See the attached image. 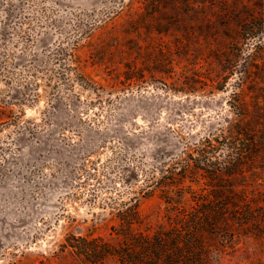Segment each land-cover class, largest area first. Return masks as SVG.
Here are the masks:
<instances>
[{
	"label": "rangeland",
	"instance_id": "374dc122",
	"mask_svg": "<svg viewBox=\"0 0 264 264\" xmlns=\"http://www.w3.org/2000/svg\"><path fill=\"white\" fill-rule=\"evenodd\" d=\"M190 1L175 2L182 21L171 25L164 19L173 13L169 6L157 8V70L153 62L140 65L143 81L122 87L113 69L116 52L88 57L83 42L78 59L87 84L67 82L74 71L51 56L78 22L103 18L120 0H0V102H12L20 122L33 125L23 131L0 121V264H78L61 251L64 237H108L113 201L134 196L142 215L161 212L157 194L142 196L143 173L213 131L227 113L231 89H211L207 78L216 73V42L236 35L223 25L225 17L199 19L223 15L219 4ZM134 27L127 26L130 37L151 38L148 27L137 34ZM103 35L95 32L89 42ZM134 39L124 51L139 62ZM176 39L185 40L179 51ZM162 44L168 52L160 51ZM132 166L137 171L130 175ZM251 177L257 201L264 167ZM234 229L232 236L213 237L218 264H264V226Z\"/></svg>",
	"mask_w": 264,
	"mask_h": 264
},
{
	"label": "trees",
	"instance_id": "16d2710c",
	"mask_svg": "<svg viewBox=\"0 0 264 264\" xmlns=\"http://www.w3.org/2000/svg\"><path fill=\"white\" fill-rule=\"evenodd\" d=\"M210 1L215 3L214 9L219 4L223 15L204 14L199 19L214 22L215 17H225L223 25L236 35L216 42L211 55L216 73L207 78L211 89L231 86L226 115L213 131L185 145L179 155L143 173L142 196L157 194L160 213L142 215L137 199L130 196L110 205L108 237L71 233L64 237L61 251L78 264H218L214 236H232L237 233L234 228L264 226V189L257 201L250 192L252 174L264 167V0ZM175 2L188 6L191 1L120 0L103 18L78 22L67 43L59 42L51 56L60 66L74 71L67 82L87 84L81 69L83 60L78 59L79 47L86 40L88 57L98 51L120 56L113 67L119 77L117 84L124 87L142 82L140 65L153 62L157 70V37H153L157 34V8L169 6L173 13L164 19L171 25L172 20L182 21ZM233 10L239 13L230 23ZM131 25L135 26L134 34L140 27H148L151 38L142 42L130 37L127 26ZM95 32L104 35L91 43ZM133 38L141 51L139 62L131 61L124 51ZM184 45L182 39L173 42L178 51ZM160 51L168 52L169 47L162 44ZM132 71L135 76L130 75ZM37 98L38 94H33L32 99ZM20 116L12 102H0V121H13L20 130H32L33 125H23ZM136 169L132 166L130 175Z\"/></svg>",
	"mask_w": 264,
	"mask_h": 264
}]
</instances>
